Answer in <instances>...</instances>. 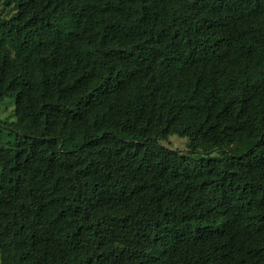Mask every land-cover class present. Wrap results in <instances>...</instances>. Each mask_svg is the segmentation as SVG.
Instances as JSON below:
<instances>
[{
    "label": "trees",
    "instance_id": "16d2710c",
    "mask_svg": "<svg viewBox=\"0 0 264 264\" xmlns=\"http://www.w3.org/2000/svg\"><path fill=\"white\" fill-rule=\"evenodd\" d=\"M7 97L1 264H264V0H0Z\"/></svg>",
    "mask_w": 264,
    "mask_h": 264
},
{
    "label": "rangeland",
    "instance_id": "374dc122",
    "mask_svg": "<svg viewBox=\"0 0 264 264\" xmlns=\"http://www.w3.org/2000/svg\"><path fill=\"white\" fill-rule=\"evenodd\" d=\"M15 118V98L7 97L0 102V119L12 121ZM14 138L15 137L11 135V133L6 128L0 126V145L8 146L12 141H14ZM170 141L173 147L179 148L183 151L186 150V139L173 136ZM252 144L253 140H249L247 142L234 144L228 150L233 153H242ZM217 154L225 155L226 151H218Z\"/></svg>",
    "mask_w": 264,
    "mask_h": 264
}]
</instances>
